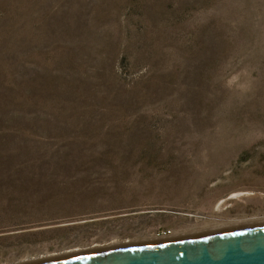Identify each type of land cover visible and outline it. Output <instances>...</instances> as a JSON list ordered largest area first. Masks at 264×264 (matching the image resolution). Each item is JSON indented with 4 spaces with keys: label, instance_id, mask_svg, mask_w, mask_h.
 <instances>
[{
    "label": "rangeland",
    "instance_id": "1",
    "mask_svg": "<svg viewBox=\"0 0 264 264\" xmlns=\"http://www.w3.org/2000/svg\"><path fill=\"white\" fill-rule=\"evenodd\" d=\"M262 225L264 0H0V264Z\"/></svg>",
    "mask_w": 264,
    "mask_h": 264
},
{
    "label": "water",
    "instance_id": "2",
    "mask_svg": "<svg viewBox=\"0 0 264 264\" xmlns=\"http://www.w3.org/2000/svg\"><path fill=\"white\" fill-rule=\"evenodd\" d=\"M34 264H264V225L114 247Z\"/></svg>",
    "mask_w": 264,
    "mask_h": 264
},
{
    "label": "bare ground",
    "instance_id": "3",
    "mask_svg": "<svg viewBox=\"0 0 264 264\" xmlns=\"http://www.w3.org/2000/svg\"><path fill=\"white\" fill-rule=\"evenodd\" d=\"M258 225H260V224H258ZM232 228V227H231ZM227 231V230H226ZM196 237H199V236H196ZM191 238H193V237H191ZM182 239H185V238H182ZM165 240V239H164ZM164 240H160V241H164ZM172 240H176V239H172ZM180 240V239H179ZM159 240L158 241H155V242H160ZM166 241H168L167 239H166ZM73 255H75L74 253H73ZM66 256H70V255H66ZM62 257V256H61ZM61 257H59V258H61ZM65 257V256H64ZM55 258V257H54ZM57 258H55V260H56ZM50 260H53V259H50ZM50 260H47V261H50ZM39 262H45L44 260H42V261H38V262H34V263H39ZM34 263H30V264H34ZM28 264V263H27Z\"/></svg>",
    "mask_w": 264,
    "mask_h": 264
},
{
    "label": "built area",
    "instance_id": "4",
    "mask_svg": "<svg viewBox=\"0 0 264 264\" xmlns=\"http://www.w3.org/2000/svg\"><path fill=\"white\" fill-rule=\"evenodd\" d=\"M171 234H172L171 231L167 230V231L162 232V234H159V237H161V236H170Z\"/></svg>",
    "mask_w": 264,
    "mask_h": 264
}]
</instances>
